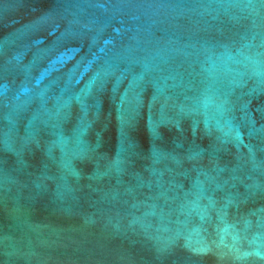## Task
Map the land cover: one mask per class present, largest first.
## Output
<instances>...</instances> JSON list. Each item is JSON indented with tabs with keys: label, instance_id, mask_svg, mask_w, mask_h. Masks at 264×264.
<instances>
[{
	"label": "water",
	"instance_id": "obj_1",
	"mask_svg": "<svg viewBox=\"0 0 264 264\" xmlns=\"http://www.w3.org/2000/svg\"><path fill=\"white\" fill-rule=\"evenodd\" d=\"M0 264H264V0H0Z\"/></svg>",
	"mask_w": 264,
	"mask_h": 264
}]
</instances>
